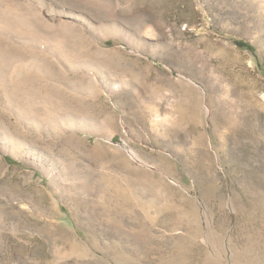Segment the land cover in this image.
Wrapping results in <instances>:
<instances>
[{"label": "rangeland", "instance_id": "374dc122", "mask_svg": "<svg viewBox=\"0 0 264 264\" xmlns=\"http://www.w3.org/2000/svg\"><path fill=\"white\" fill-rule=\"evenodd\" d=\"M0 264H264V0H0Z\"/></svg>", "mask_w": 264, "mask_h": 264}, {"label": "trees", "instance_id": "16d2710c", "mask_svg": "<svg viewBox=\"0 0 264 264\" xmlns=\"http://www.w3.org/2000/svg\"><path fill=\"white\" fill-rule=\"evenodd\" d=\"M108 44H110V43H108ZM237 44H238L241 48L249 49V50L252 51V52L255 51L254 47H252L251 44H249V43H247V42H245V41H239Z\"/></svg>", "mask_w": 264, "mask_h": 264}]
</instances>
